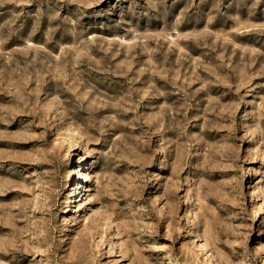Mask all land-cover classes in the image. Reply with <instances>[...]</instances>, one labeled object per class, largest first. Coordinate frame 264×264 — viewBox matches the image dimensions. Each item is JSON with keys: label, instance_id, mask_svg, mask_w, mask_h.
Wrapping results in <instances>:
<instances>
[{"label": "rangeland", "instance_id": "rangeland-1", "mask_svg": "<svg viewBox=\"0 0 264 264\" xmlns=\"http://www.w3.org/2000/svg\"><path fill=\"white\" fill-rule=\"evenodd\" d=\"M0 264H264V0H0Z\"/></svg>", "mask_w": 264, "mask_h": 264}, {"label": "bare ground", "instance_id": "bare-ground-1", "mask_svg": "<svg viewBox=\"0 0 264 264\" xmlns=\"http://www.w3.org/2000/svg\"><path fill=\"white\" fill-rule=\"evenodd\" d=\"M89 173H87V169L84 170H79L78 171V176H77V181L75 183V189L73 192L76 194L79 190H85L84 187V182L88 181ZM83 190V191H84ZM79 195V194H78Z\"/></svg>", "mask_w": 264, "mask_h": 264}]
</instances>
